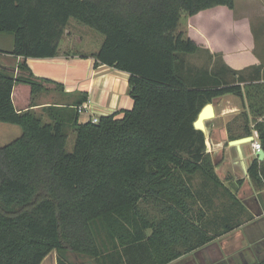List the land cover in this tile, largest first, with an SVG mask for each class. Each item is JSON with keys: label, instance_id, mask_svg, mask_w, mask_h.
Here are the masks:
<instances>
[{"label": "trees", "instance_id": "obj_1", "mask_svg": "<svg viewBox=\"0 0 264 264\" xmlns=\"http://www.w3.org/2000/svg\"><path fill=\"white\" fill-rule=\"evenodd\" d=\"M235 1L0 0V32L14 37L9 53L58 55L74 19L104 35L94 56L130 74L133 99L132 108L98 122L55 106L44 121L16 109L13 89L24 83L38 94L54 82L36 77L25 62L18 75L0 65V122L22 130L0 147V264H41L53 251L57 264H77L68 252L92 264H169L243 224L246 207L216 174L194 122L215 98L251 97V87L264 95V84L227 83L225 70L194 74L183 56L199 46L180 26L208 9H234ZM244 124L242 137L253 135ZM254 128L264 149V121ZM69 131L76 133L71 152ZM198 174L201 187L193 183ZM248 174L262 190L264 160L255 159ZM215 197H228L230 207L222 204L219 214ZM150 204L158 218L149 216ZM211 210L217 223L210 222Z\"/></svg>", "mask_w": 264, "mask_h": 264}, {"label": "crops", "instance_id": "obj_2", "mask_svg": "<svg viewBox=\"0 0 264 264\" xmlns=\"http://www.w3.org/2000/svg\"><path fill=\"white\" fill-rule=\"evenodd\" d=\"M246 2L249 4L247 10L219 6L188 17V35L212 55L221 53L226 68L237 71L236 75L242 78L238 80L230 76L229 83L242 86L244 83L264 84V0ZM78 40L73 46L80 47L85 42L83 35ZM13 45L14 37L10 47L4 48L0 44V50L4 51L0 52V65L13 69L18 75L20 63L25 62L36 77L61 84L45 83L44 91L32 94L29 85L17 83L12 98L18 111L31 110L45 118L44 121H50L47 108H76L86 103V111L79 113L80 120L85 121L132 108L130 74L115 66L98 63L94 56L97 49L73 52L60 45V53L56 56L24 58L8 52L12 51ZM255 88L251 87V97H247L244 91V98L234 94L215 98L212 102L215 115L206 121L204 131L216 174L230 187L237 186L239 179L243 180L236 192L237 197L244 200L255 219L169 264H240L244 260L250 264L253 257L258 258L264 249V190L256 192L248 174L253 161L259 158L252 142L230 144V135L243 136L241 121L231 131L228 129L241 112L248 113V119L246 117L244 121L250 122L251 127L264 121V95ZM255 100H259L258 107H253ZM88 263L92 264L90 260Z\"/></svg>", "mask_w": 264, "mask_h": 264}, {"label": "rangeland", "instance_id": "obj_3", "mask_svg": "<svg viewBox=\"0 0 264 264\" xmlns=\"http://www.w3.org/2000/svg\"><path fill=\"white\" fill-rule=\"evenodd\" d=\"M246 3H247L246 0H236L234 9L236 8V10L238 9V11L247 10V7H249V4H246ZM206 19H207V22H209V19L208 18H206ZM180 26H181V29L188 35L189 34L188 29L190 28L189 19L186 17L183 18ZM68 31L72 32L71 34H69L70 36L67 33ZM82 35L85 38L84 44L80 47L73 46L74 43L79 42L78 39ZM12 39H13L12 33L0 32V44H2V46L4 48H7V46H9V47L11 46V40ZM103 41H104V35L102 33L98 32V31H96V30H94V29H92L86 25L79 23L78 21H76L74 19H70V22H69V24L66 28V31H65V36L63 37V39L61 41V46L63 45L64 48L70 49L73 52H78V51L90 52V50H92V49L93 50H96V49L99 50ZM66 43H69L68 46H65ZM195 43L199 46L198 51L193 53V54H185L183 56L186 66L188 67V69L191 68V71L194 74H201V73H203V71H209V73H214V72H217L218 70L219 71L225 70L223 75H224V79L227 81V83H229V77L230 76L233 77L234 79L242 80L241 76H237L236 74L233 73V71L230 70L232 68H230V69L226 68L227 65L225 64L224 59L221 56V53H216L217 55L216 54L212 55L208 49L201 47L202 45L200 46V44H198L196 41H195ZM258 44H259V42H258ZM0 48H2V47H0ZM10 70H12V69H10ZM247 85H248L247 83H244L243 87H246ZM255 102H256V104L253 105V107H258L259 100H255ZM253 115L257 116L256 113H253ZM246 117L248 119V113L247 112L246 113L241 112V114H239L238 117L235 118L232 121V123L228 125V128L232 129L233 126L237 125V123L239 121H241V126L243 127V125H245L244 124L245 122L247 124V120L245 119V121H244V118H246ZM248 124L251 127L250 122H248ZM251 128L253 131H256L254 126ZM21 133H22V130H21V127L19 125L7 123V122H0V147L6 145V144L12 142L13 140H15L16 138H18L21 135ZM75 142H76V133L74 131H69V137H68L67 144H66V148L69 152L73 151L74 146H75ZM214 168H215V165H214ZM240 180L241 179H239V181ZM239 181H237V186H235V187L234 186L230 187L229 185L227 186L225 183L224 184L226 187H228L237 196L236 192L238 191V189L242 185V184H239ZM202 182H203V178L199 174L196 175L193 179V183L197 187H201ZM254 190L256 192H260V191L264 190V188L262 190H259L258 188L254 187ZM214 199H215L214 203L216 206L215 211L219 212V214L221 213L220 210L222 209L221 208L222 204H224V207H226V208L230 207L231 201L228 197H219V198L215 197ZM238 199L246 207L245 203L243 202L244 200L240 199V198H238ZM148 208H149L148 213H149L150 217L158 218L160 216V212L157 210V208H155V206L153 204H150L148 206ZM224 212H225V210H224ZM252 215L253 214L246 207V212L241 213L240 217H239V219H241V221L243 222L242 226H244L246 223L248 224V222L253 221L255 219L254 215H253V217H254L253 219L250 218ZM209 218H210V222L212 221L213 223L214 222L217 223V221H218V218L216 216V212H214V210H211L209 212ZM213 223H212L211 227H213V229H215L216 227ZM263 243H264V239H263ZM258 256H259L258 258L253 257V260L251 261L250 264H256L259 260L264 259V249L262 252H260V254ZM67 257L70 260L75 261L77 264H84V263L87 264V262H88V258L86 256H82V255L77 256L72 252H68ZM245 262L246 261L244 260L240 264H243V263L247 264ZM41 264H57V253H56V251H53L52 253H50L44 259V261Z\"/></svg>", "mask_w": 264, "mask_h": 264}, {"label": "water", "instance_id": "obj_4", "mask_svg": "<svg viewBox=\"0 0 264 264\" xmlns=\"http://www.w3.org/2000/svg\"><path fill=\"white\" fill-rule=\"evenodd\" d=\"M214 115H215V112H214L213 104L212 103L206 104L200 111L198 118L195 120L194 126L197 129H200L204 132L206 130V121L214 117ZM253 141H254V136L250 135V136H245V137H241L237 139H232L230 141V144L237 145V144L253 142ZM256 155L258 156L259 160H263L264 159V149H260L256 151ZM259 197L261 198L260 194H259Z\"/></svg>", "mask_w": 264, "mask_h": 264}, {"label": "built area", "instance_id": "obj_5", "mask_svg": "<svg viewBox=\"0 0 264 264\" xmlns=\"http://www.w3.org/2000/svg\"><path fill=\"white\" fill-rule=\"evenodd\" d=\"M76 109H77L78 113H82V112L86 111L87 104L85 103L83 105H78L76 107ZM92 120L94 122H98L99 118L98 117H94V118H92ZM253 136L255 137V140L252 142L253 148H254L255 151H258V150L262 149L261 144H260V142L258 140V132L254 131Z\"/></svg>", "mask_w": 264, "mask_h": 264}]
</instances>
